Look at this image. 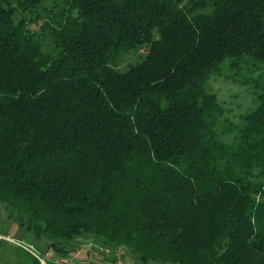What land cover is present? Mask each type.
<instances>
[{"label": "trees", "instance_id": "1", "mask_svg": "<svg viewBox=\"0 0 264 264\" xmlns=\"http://www.w3.org/2000/svg\"><path fill=\"white\" fill-rule=\"evenodd\" d=\"M44 1L0 0L7 218L56 259L89 234L140 264H264V0ZM224 65L260 70L229 141Z\"/></svg>", "mask_w": 264, "mask_h": 264}, {"label": "rangeland", "instance_id": "2", "mask_svg": "<svg viewBox=\"0 0 264 264\" xmlns=\"http://www.w3.org/2000/svg\"><path fill=\"white\" fill-rule=\"evenodd\" d=\"M52 0L44 1V6H50ZM37 33H40L38 30ZM45 40L42 42L41 49L44 53H48L53 49V44L47 34H44ZM142 54L145 52L142 51ZM143 55L138 53L123 55L119 59L116 70L124 72L131 65L141 61ZM260 70L255 73H248L242 69L240 71L231 70L228 66L224 65L221 68L219 75L213 76L209 81V87L217 95L220 103L225 109L224 117L218 124L217 131L222 139L229 141L232 137L226 131V122L224 119L232 123H239L240 116L253 108L251 84H243L248 79H256ZM11 212L0 208V234L7 236L11 240H4L0 248V264H33L31 258L17 252V249L23 251L16 243L31 248L35 253H45L46 240L45 238H38L34 232L19 228L16 223L7 218L6 213ZM12 214L14 212H11ZM74 247L71 250L79 251L78 256L75 252H70L67 259L72 260L71 264H112L111 258H117L121 264H140L131 257L129 253L123 249L110 251L108 248H102L92 241L89 234H84L73 243ZM50 252V251H49ZM108 252V253H106ZM51 253V252H50ZM76 258V259H74ZM40 264V262H38ZM120 264V263H119Z\"/></svg>", "mask_w": 264, "mask_h": 264}, {"label": "built area", "instance_id": "3", "mask_svg": "<svg viewBox=\"0 0 264 264\" xmlns=\"http://www.w3.org/2000/svg\"><path fill=\"white\" fill-rule=\"evenodd\" d=\"M0 239H3V237H1L0 235ZM4 240H11L10 238H4ZM19 247L23 248L27 253H29L32 257L35 258V260L37 262H40V264H51V263H56V264H71L72 260L69 259H56L52 256V254L49 251H45V253H35L31 248L25 247L23 245H21L20 243H16ZM79 251H76L75 256H78ZM108 253V252H106ZM76 259V258H74ZM117 261L115 262V264H121L122 261L119 262L118 260V255H117Z\"/></svg>", "mask_w": 264, "mask_h": 264}, {"label": "crops", "instance_id": "4", "mask_svg": "<svg viewBox=\"0 0 264 264\" xmlns=\"http://www.w3.org/2000/svg\"><path fill=\"white\" fill-rule=\"evenodd\" d=\"M1 235V237H3V239H0V240H4V236H2L3 234H0ZM2 244V243H1ZM1 248V247H0ZM23 251H25V250H23ZM29 254V253H28ZM30 255V254H29ZM39 264V263H38Z\"/></svg>", "mask_w": 264, "mask_h": 264}]
</instances>
